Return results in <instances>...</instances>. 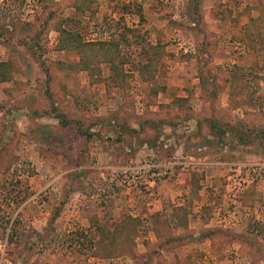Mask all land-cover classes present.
I'll return each instance as SVG.
<instances>
[{
	"label": "rangeland",
	"instance_id": "obj_1",
	"mask_svg": "<svg viewBox=\"0 0 264 264\" xmlns=\"http://www.w3.org/2000/svg\"><path fill=\"white\" fill-rule=\"evenodd\" d=\"M86 1L0 0V264H264V0Z\"/></svg>",
	"mask_w": 264,
	"mask_h": 264
},
{
	"label": "trees",
	"instance_id": "obj_2",
	"mask_svg": "<svg viewBox=\"0 0 264 264\" xmlns=\"http://www.w3.org/2000/svg\"><path fill=\"white\" fill-rule=\"evenodd\" d=\"M89 1L87 4H92L93 0H87ZM86 1V2H87ZM195 2H197V0H193ZM76 7L78 8H89L88 7H82L81 5H76ZM9 27V31L13 32V28L11 26ZM0 30L3 31L4 28L2 27V25H0ZM61 40L64 38L62 44L61 41H59L60 45L58 46V49H65L67 50L68 48H74L77 50V54H78V60L77 63L75 64H70L71 67L68 66V68L71 69H76V70H81V71H86L88 73H90V77L92 78L91 81H94V77L95 74L93 72L94 66H93V61L96 57V60H98L101 63L107 64L110 69L111 72L115 75V78L117 77V75H122L123 73V67H121L116 60L117 54H116V46H112L111 44L107 43V42H99V43H94V42H83L81 37L79 36V34L77 33H66L65 31L61 30ZM37 36L35 37V42L33 44H28L30 46L31 49V53L33 52L34 54L38 55V56H42V53L39 51L41 49L40 44L38 43L37 40ZM113 42V41H112ZM111 45V46H110ZM141 50L140 51H146V58H145V63L143 62L140 66V69L138 70L139 74L141 76L144 77V75L147 74L148 69H150V67L154 68L153 65V60L151 58V55H147V53L149 54L150 51H156L157 48H153V46L148 45V48L145 47V45L143 43H141ZM98 58V59H97ZM60 66H67L64 64H59ZM153 65V66H151ZM14 71V64L12 63L11 60H7L6 62H0V83H6L9 82L12 77H11V72ZM112 74V75H113ZM93 75V77H92ZM114 78V79H115ZM264 101V100H263ZM53 111H55L57 113V118H59V123L61 124L62 127H69L70 126V120H68L66 118V116H64V114H62L60 111H58L56 108H52ZM214 126V128H216L218 126L219 130L222 129L221 125L218 122H213L212 124ZM228 126V125H227ZM229 127V131L230 133L232 132V134L237 135L238 138H241L242 141H244V143H248L247 138L248 135L244 134V126L242 125H232L231 127ZM74 131H76V134H78L80 137H86V138H91L94 136V134L92 132H90L89 130H82L79 127H76L74 129ZM261 131V130H260ZM262 132V131H261ZM259 135H261L260 133H257ZM257 135H255L256 137ZM264 140V135L259 137L262 138ZM138 222V218H128V220L124 219L122 222H120L119 224H117L114 228V231L116 232H124V231H131L133 232L136 229V223ZM113 231V232H114ZM101 232H104V230H101ZM135 236L140 235L139 232L136 230L135 231ZM100 239V238H99ZM180 239V237H175V238H170L171 242L172 240H177ZM99 241V240H98ZM156 246H161L160 243L157 244Z\"/></svg>",
	"mask_w": 264,
	"mask_h": 264
},
{
	"label": "built area",
	"instance_id": "obj_3",
	"mask_svg": "<svg viewBox=\"0 0 264 264\" xmlns=\"http://www.w3.org/2000/svg\"><path fill=\"white\" fill-rule=\"evenodd\" d=\"M30 12H32V11H30ZM0 253H1V255H3V251L1 250V244H0Z\"/></svg>",
	"mask_w": 264,
	"mask_h": 264
}]
</instances>
